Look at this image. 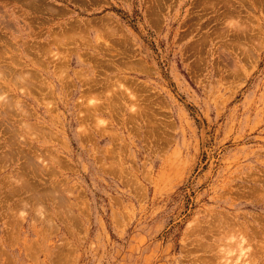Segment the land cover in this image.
<instances>
[{"label": "rangeland", "instance_id": "374dc122", "mask_svg": "<svg viewBox=\"0 0 264 264\" xmlns=\"http://www.w3.org/2000/svg\"><path fill=\"white\" fill-rule=\"evenodd\" d=\"M244 263L264 0H0V264Z\"/></svg>", "mask_w": 264, "mask_h": 264}, {"label": "bare ground", "instance_id": "6f19581e", "mask_svg": "<svg viewBox=\"0 0 264 264\" xmlns=\"http://www.w3.org/2000/svg\"><path fill=\"white\" fill-rule=\"evenodd\" d=\"M55 37V36H54ZM77 40V39H76ZM39 50H40V48H39ZM137 88V87H136ZM112 95V94H111ZM101 109V108H100ZM132 122V121H131ZM233 220V219H232ZM259 223H261V222H259ZM227 226H229V224L227 225ZM234 226H235V224H234ZM205 227V226H204ZM251 227V226H250ZM223 228V227H222ZM255 229V228H254ZM224 230V229H223ZM229 230V229H228ZM230 231V230H229ZM242 231H244V230H242ZM225 232H226V230H225ZM224 232V233H225ZM201 233V232H200ZM229 233V232H228ZM237 233V232H236ZM240 233V232H239ZM243 233V232H242ZM245 233V232H244ZM218 234V233H217ZM220 234H222V233H220ZM219 234V235H220ZM229 234H231V233H229ZM223 235H225V234H223ZM246 235V234H245ZM245 235L243 234H241V236H239L240 238H238L237 239V241L235 242V245H236V247L238 248V250L239 251H242L243 249H244V247L248 244L249 245V241H248V238H246L245 237ZM252 235V234H251ZM230 237H232V236H230ZM230 237H228V238H230ZM253 238V237H252ZM251 239V238H250ZM263 239V238H262ZM230 240H231V238H230ZM221 241H223L222 239H221ZM251 241H253V239L251 240ZM250 241V242H251ZM261 243V242H260ZM259 243V244H260ZM251 247V246H250ZM224 248V247H223ZM227 248V247H226ZM246 249V248H245ZM247 249H250V248H247ZM257 250V249H256ZM254 254V253H253ZM251 255V254H250ZM256 256V255H255ZM248 262V261H247ZM245 264V263H244Z\"/></svg>", "mask_w": 264, "mask_h": 264}]
</instances>
